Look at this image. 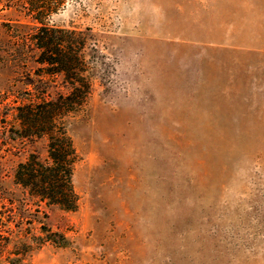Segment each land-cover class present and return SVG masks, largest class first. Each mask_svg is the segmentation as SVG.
<instances>
[{
	"label": "rangeland",
	"instance_id": "obj_1",
	"mask_svg": "<svg viewBox=\"0 0 264 264\" xmlns=\"http://www.w3.org/2000/svg\"><path fill=\"white\" fill-rule=\"evenodd\" d=\"M45 22L88 37L78 206L15 183L47 140L0 123V264H264V0H64ZM36 25L0 0L1 93L67 92L37 70Z\"/></svg>",
	"mask_w": 264,
	"mask_h": 264
},
{
	"label": "trees",
	"instance_id": "obj_2",
	"mask_svg": "<svg viewBox=\"0 0 264 264\" xmlns=\"http://www.w3.org/2000/svg\"><path fill=\"white\" fill-rule=\"evenodd\" d=\"M9 2L20 6L37 22L28 33L30 43L37 50L36 62L40 65L37 70L61 76L68 86L67 92L58 93L54 98L35 97L31 89L19 94L0 92V107L5 108L0 123H8L9 131L18 136L47 140L46 158L30 153L17 163L13 179L38 204L72 212L79 200L72 182L78 155L67 126L90 95L89 66L85 59L88 37L83 31L45 22L60 9L64 0Z\"/></svg>",
	"mask_w": 264,
	"mask_h": 264
}]
</instances>
